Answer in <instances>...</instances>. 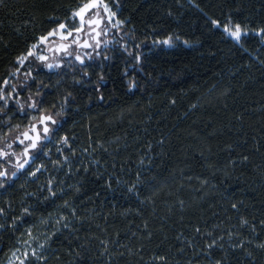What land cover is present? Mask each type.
Here are the masks:
<instances>
[{
    "label": "trees",
    "instance_id": "16d2710c",
    "mask_svg": "<svg viewBox=\"0 0 264 264\" xmlns=\"http://www.w3.org/2000/svg\"><path fill=\"white\" fill-rule=\"evenodd\" d=\"M82 2L0 0V143L33 102L59 122L0 196V264L29 228L26 264H264V0H106L123 24L91 59L17 63Z\"/></svg>",
    "mask_w": 264,
    "mask_h": 264
},
{
    "label": "snow or ice",
    "instance_id": "6c2138e0",
    "mask_svg": "<svg viewBox=\"0 0 264 264\" xmlns=\"http://www.w3.org/2000/svg\"><path fill=\"white\" fill-rule=\"evenodd\" d=\"M94 10V11H93ZM79 17L80 20V26L76 27L75 26V20L76 18ZM53 22L56 23L58 25V27L53 28L51 31H48L46 35H40L37 39L35 43H32L31 46L27 49L26 53L22 54L21 56H19L17 58V63L20 64L21 66H24L26 61H29V58L32 57L35 60L38 61H45L47 58L43 55L40 54V50H41V45L42 44H46L48 42H50V38L53 36H59V38L61 40H68V37L72 36L73 33L72 31L68 30L69 28H75V30L77 32L83 31L84 30V25L87 24L89 27H91L93 24L95 25V28H92V31L95 32L96 36H100L101 34H107L108 32V26L110 25L113 28H119L122 24L123 21L117 20L116 19V13L114 11H112V9L110 8L109 4L106 2V0H87V2H82L80 4L77 5V8L74 9L71 12V15L68 16L66 18L65 22H61L59 20L58 17H53L52 18ZM107 21L106 24H104V21ZM68 21H71L72 23L69 24ZM101 24H104V27L101 28ZM212 24L219 28L220 24L213 20ZM96 29H100V31H97ZM223 31L232 39L234 40L236 43H240L241 40L244 37H247L249 35V30L246 28H243L240 24H235L233 25L231 20H229V22L227 24H225L223 26ZM66 33V34H65ZM256 36H259L261 38V41L264 42V28H261L260 30L255 32ZM171 42V37H169L168 39H165L163 41H157V43H163L166 45H169ZM72 43H78V41L76 39H73ZM97 45H99L100 41L97 40L96 41ZM107 43V42H105ZM84 47H88V43L87 41L84 42ZM61 47L66 51L68 48L67 44L61 45ZM76 59L80 60V57L77 56ZM137 61L139 62L140 57L137 56L136 57ZM81 63H83V61L81 60ZM48 68H52L53 65L52 64H46L45 65ZM20 69L17 68L16 72H19ZM10 75H15V73H10ZM28 75L30 76L31 73L29 72ZM9 83L8 80L4 81V84L7 85ZM132 87V85H130V88ZM12 91H15V86H13ZM11 95L12 93L9 92L7 93V95H5V90L4 88H0V100H2L4 102L3 106H0V112H3L5 107H7L8 105V101L9 99H11ZM40 102H33L31 104L28 105V107L32 108V109H37V106ZM21 109H23V105H21ZM61 113H57V115H60ZM34 120L36 119L35 117L33 118ZM49 122L53 125L58 124L59 122L55 119H53V117L49 114H42L39 117V120L37 121V123H33L31 126L30 131L32 133H35V136H31L29 135V131H24L21 133V135L24 137V140H30L31 143L26 145L24 148V151L22 153V155L24 156H28L29 154V150L30 149H37L38 148V143L41 140H48L49 135H50V128L48 126ZM43 125L42 128V133L43 135H41V132L37 130V125ZM19 127V126H17ZM54 131V130H53ZM8 133H5V137H7ZM17 139H19L17 137ZM24 140H19V142L21 144L24 143ZM62 143L67 144V138H62ZM11 144H7L6 147L11 148ZM10 155H15V153H8L6 151H4L3 149H0V160L4 159L5 157H8ZM30 161L28 159H25L23 161V163L18 164V168H24V166L26 164H29ZM0 167H3V165H0ZM37 171H39V169H37ZM12 175H15V173H12ZM32 175H35V173H32ZM6 176V171H0V177H4ZM52 184V181H49V185ZM4 187V183L0 182V188ZM133 189H129V191H132ZM49 192L52 195H55V193L52 191L51 187H49ZM233 207H235V205H233ZM24 214H29L28 213V209L24 210ZM4 215V210L2 208H0V216ZM17 219H20L19 217ZM61 220L64 219V217L60 218ZM44 223H46V221H44ZM242 223L246 224L247 221H242ZM16 221H13V226H15ZM65 227H67L68 225H64ZM4 225L0 224V228H3ZM26 235L28 238L27 239H23L21 240V238H18L17 242L18 243H22L24 245V259L20 260L19 264H25V261H27L29 259V252H28V248H32L31 245V241H38V237L33 235L32 229L29 228L26 230L25 233L22 234V236ZM48 239H50V237H48ZM215 244V241H213V244L208 245V247H212ZM261 247H264V245H260ZM45 247V243H40L38 242L36 244V247L32 248L31 251V257L37 260L42 259L41 256V250ZM20 249H16L15 251H13L12 253V257H16V253L19 252ZM159 259H164L163 257H160ZM9 264H13V261L10 259Z\"/></svg>",
    "mask_w": 264,
    "mask_h": 264
},
{
    "label": "flooded vegetation",
    "instance_id": "af4514ba",
    "mask_svg": "<svg viewBox=\"0 0 264 264\" xmlns=\"http://www.w3.org/2000/svg\"><path fill=\"white\" fill-rule=\"evenodd\" d=\"M97 40H99V36H96L95 32H93L91 29L86 32L83 42H81L79 45H82L85 41H87L89 45L87 49H89L91 47L90 41H93L96 43ZM64 44L68 45V48L66 51L61 47V45H64ZM76 48L78 49V45L76 46ZM70 51H71V44L67 42V43L59 44L55 48V54L53 52L49 53L50 58H53V56H55V59L57 60V64H56L57 69H61L62 67H65L64 66L65 62L72 59ZM73 59L76 60V56H74ZM48 72H55V71L52 70ZM42 114H49L53 117V119L56 120L52 112L46 111L40 108L39 106H37V109H32L30 107H27L26 112H24L23 114L25 123L21 125L16 124V125L11 126V128L8 129L9 130L8 133H10L11 136L0 143V149H3L4 151L8 153H15V155H10L0 160V165H3V167H0V171H6V176L0 177V182L4 183V187L0 188V196L3 194L4 190H6L9 186L13 185L17 180L22 178L25 174H30L31 171H33V168L37 164L36 161L39 158V155L43 147L48 144L52 136V133L57 129L58 124L53 125L49 122L48 126L50 128V135H49L48 140H41L38 143L37 149L29 150L28 156L22 155L25 146L30 144L31 141L24 140V137L21 135V133L24 131H29V135L35 136V133H32L30 129L33 123H37V121L39 120V117ZM34 117L36 118L35 120L33 119ZM42 128H43V125H39V124L37 125V130L41 132V135H43ZM17 137L19 139H17ZM19 140H24V143L21 144ZM7 144H11L12 145L11 148L6 147ZM25 159H28L30 163L26 164L24 168L22 169L18 168V164L23 163ZM12 173H15V175H12Z\"/></svg>",
    "mask_w": 264,
    "mask_h": 264
},
{
    "label": "rangeland",
    "instance_id": "374dc122",
    "mask_svg": "<svg viewBox=\"0 0 264 264\" xmlns=\"http://www.w3.org/2000/svg\"><path fill=\"white\" fill-rule=\"evenodd\" d=\"M94 11V10H93ZM76 21H77V25L76 27H79L80 26V20H79V17L76 18ZM107 21L105 20L104 21V24H106ZM104 24H102L100 27L103 28L104 27ZM92 28H95V25L93 24L91 27H89L87 24L84 25V30L83 31H80V32H77L74 29H68L70 31H72L73 35L68 37V40H61L59 38V36H53L50 38V42L46 43V44H42L41 45V50H40V54L45 56L47 59L45 61H40L42 64H43V68L44 70L46 71H52L54 70L55 72L58 71L57 67H56V64H57V60L55 59V56H53V58H50L49 57V53L53 52L55 54V48L61 44V43H67L69 42L71 44V56H72V59L74 56H79L80 57V60H83V59H91L95 52L98 50V48L100 47H103V46H106L108 43H109V40H108V36L110 34V32L112 30H114L115 28L111 27L110 25L108 26V32L107 34H101L99 36V45H97V43L93 42V41H90V48L89 49H84V47H81V48H76L77 45H79L81 42H83L84 40V36L86 35V32L91 30ZM97 31H100V29H97ZM66 34V33H65ZM73 39H76L78 41V43H72ZM107 42V43H105ZM52 50V51H51ZM32 58V57H30ZM34 59V58H33ZM32 59V60H33ZM77 62L79 60H76ZM46 64H52L53 67L52 68H48L46 67L45 65ZM12 95H11V99L9 100H12L13 98H15V93L14 92H11ZM7 95V94H5ZM18 101L20 100L18 97L16 98ZM21 101V100H20ZM19 103H23L22 101ZM29 105V104H28ZM27 105V106H28ZM37 169H39V171H37ZM44 170V167L43 166H39V165H35L34 168H33V171H31L30 175L33 177L34 175H32V173H35L38 174L39 172L43 171ZM31 245H32V248L36 247L35 245V241H31L30 242ZM32 248H28V252H29V257H31V251H32ZM16 249H20L19 252L16 253V257H12V253L13 251H15ZM24 245L21 243L19 245H17V248L15 249H12L9 254H8V258L6 259V261L3 263V264H9V261L10 259L13 261V264H19L20 260H23L24 259ZM42 251V250H41ZM25 264H26V261H25Z\"/></svg>",
    "mask_w": 264,
    "mask_h": 264
},
{
    "label": "water",
    "instance_id": "95a60500",
    "mask_svg": "<svg viewBox=\"0 0 264 264\" xmlns=\"http://www.w3.org/2000/svg\"><path fill=\"white\" fill-rule=\"evenodd\" d=\"M97 30V29H96ZM84 45V43L82 44V45H78V48H80V47H84L83 46ZM88 47H84V49H87ZM76 60H78V59H76ZM79 61H81V60H79Z\"/></svg>",
    "mask_w": 264,
    "mask_h": 264
}]
</instances>
